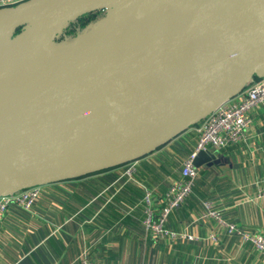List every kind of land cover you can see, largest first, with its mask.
<instances>
[{
	"label": "water",
	"instance_id": "95a60500",
	"mask_svg": "<svg viewBox=\"0 0 264 264\" xmlns=\"http://www.w3.org/2000/svg\"><path fill=\"white\" fill-rule=\"evenodd\" d=\"M197 1L28 0L0 8V37L31 27L30 41L50 46L35 58L0 54V195L140 159L264 77V0ZM157 4L175 21L198 12L192 32L181 39L185 22L176 21L168 46L125 50L119 59L113 52L125 44L117 38L53 41L57 49L42 36L58 18L66 24L54 35L87 12ZM158 31H148L152 43L165 37ZM215 159L200 150L193 164Z\"/></svg>",
	"mask_w": 264,
	"mask_h": 264
},
{
	"label": "crops",
	"instance_id": "0c3cea01",
	"mask_svg": "<svg viewBox=\"0 0 264 264\" xmlns=\"http://www.w3.org/2000/svg\"><path fill=\"white\" fill-rule=\"evenodd\" d=\"M250 117L238 143L212 149L216 159L198 167L191 194L167 220L169 228L201 240L154 239L144 225V188L154 191L160 210L172 181L182 177L183 162L195 150L198 136L192 126L135 161L40 185L32 212L10 206L0 222V264H82L83 259L91 264H264L251 242L230 233L216 218L202 216L210 206L227 223L264 234V103ZM191 131L192 153H184L182 165L173 169L168 159L160 164L161 155L171 156L172 147H182ZM131 165L132 176L126 172ZM210 234L217 239H209Z\"/></svg>",
	"mask_w": 264,
	"mask_h": 264
},
{
	"label": "built area",
	"instance_id": "2783aa9c",
	"mask_svg": "<svg viewBox=\"0 0 264 264\" xmlns=\"http://www.w3.org/2000/svg\"><path fill=\"white\" fill-rule=\"evenodd\" d=\"M28 0H0V8L16 6ZM264 103V79H254L235 97H232L206 117L194 125L193 129L198 136V141L193 153L183 162L182 177L172 181L166 197L165 205L158 210L154 191L145 186L144 202L146 204V216L144 225L154 239H170L172 241H199L202 238L187 231H178L167 226V220L173 209L179 207L191 194L195 179L198 176V167L193 164V159L200 150L220 151L228 146L238 143L251 123L250 111L257 105ZM134 165L127 168V173L132 176ZM261 194L264 195V178ZM41 196L40 185L20 189L11 193L0 195V222L10 206L16 205L23 210L32 212ZM203 217H214L222 225L227 226L228 231L237 234L244 242H251L254 248L264 257V234L253 233L232 223H227L221 213L207 207ZM209 239L216 240L215 234H210ZM82 264H91L83 259Z\"/></svg>",
	"mask_w": 264,
	"mask_h": 264
},
{
	"label": "rangeland",
	"instance_id": "374dc122",
	"mask_svg": "<svg viewBox=\"0 0 264 264\" xmlns=\"http://www.w3.org/2000/svg\"><path fill=\"white\" fill-rule=\"evenodd\" d=\"M163 8L159 7L157 4L150 6H142L137 9L133 8V10L132 8H130L124 11H120V13L124 12L123 14H120L119 12L117 13V12L101 11L100 17L97 20V22L95 21L94 22L95 24H92L88 30L86 31L84 30L85 32L79 31L72 38L71 37L64 38L62 42L71 41L72 39H73L72 41H74L76 38H78L76 42H84V41L94 42L97 41L98 39L112 40L115 37L118 39L119 42L121 41L124 44H131L127 42L130 40V42L133 43L132 45L138 48L140 47L142 48L143 46H141L142 45L141 43H144L149 38L147 35L149 33L148 32L149 30L155 31L156 29H159L158 32H162L166 37V36H170L176 30L175 28H172L174 22L179 21V23H184V22L186 23V20H184L182 14L177 15L179 20L175 21L173 20V18L170 17L171 16L170 13H172V10L164 6ZM118 15L119 16L124 15L123 16L124 18L121 16H120L121 18H118L119 17ZM64 24H66V22L61 23V26L59 28L63 27ZM30 28L31 27L28 28L21 27L19 30L16 29V31H14L13 33H9L6 36H1L0 54L4 52L12 51L16 42L19 41L21 38H23L24 35H26L29 32ZM179 32L180 31H177V35L182 33ZM58 33L59 32H57L56 35L53 34L51 38V44L55 48H57L55 43L60 35ZM125 39H127V41ZM137 40L139 41L140 44L138 43ZM19 65L23 66L24 64L22 62H19ZM10 67H11L10 68L11 71H13L15 68L13 64ZM152 152L148 153L147 155L153 154Z\"/></svg>",
	"mask_w": 264,
	"mask_h": 264
},
{
	"label": "bare ground",
	"instance_id": "6f19581e",
	"mask_svg": "<svg viewBox=\"0 0 264 264\" xmlns=\"http://www.w3.org/2000/svg\"><path fill=\"white\" fill-rule=\"evenodd\" d=\"M175 1V0H174ZM179 2H182L183 0H178ZM188 1H190V0H188ZM194 1H196V0H194ZM193 0H192V2H194ZM203 0H198L197 2H199V3H201ZM130 9V8H129ZM127 10V9H126ZM120 13V12H119ZM124 12H121L120 14H123ZM186 15V17L184 18V20H186V23L185 24H182L181 26H180V28H178V31H180V32H182L181 34H179V36H180V38L182 39H185L186 38V36H187V33H189V32H192L191 30H190V27H191V25L193 24V22H194V20H195V18L198 16V12H189V13H187V14H185ZM119 16V15H118ZM121 17H123L124 15H120ZM118 17V18H121V17ZM124 18V17H123ZM118 20V19H117ZM120 21V20H119ZM123 21V20H122ZM121 21V22H122ZM62 23V19H57L56 21H55V23H53V24H51L50 25V27L48 28V29H46L44 32H43V34H42V36H43V39L44 40H46L48 43L50 42V40H51V38H52V36H53V34H54V32H55V30L60 26V24ZM175 30V29H174ZM35 32H36V29H34V30H32L31 32H29L27 35H25L23 38H21L19 41H17L16 42V44L14 45V47H13V50L12 51H9V52H4V53H2V54H7V56H12V55H14V54H23V55H25V54H30V55H32L34 58H35V56H37L38 54H44L45 53V48H48V47H50V46H48V47H39V46H36V45H34L31 41H30V38L32 37V36H34L35 35ZM121 32V31H120ZM119 32V33H120ZM179 32V33H180ZM125 34V33H124ZM123 34V35H124ZM159 35V34H158ZM122 36V35H121ZM148 36H149V38H148V40H146L144 43H141L142 45L141 46H143L141 49H143V51H145L146 50V47H150V48H152V50H153V47H166V46H168V44L169 43H171L172 41H169V40H171L170 38H165V37H163V36H160V37H162L161 38V40H160V43L158 44V43H152L149 39H150V34L148 33ZM178 36V35H177ZM123 37V36H122ZM171 37V36H170ZM115 38V37H114ZM126 38V37H125ZM176 38H178V37H176ZM175 38V39H176ZM122 39V38H121ZM126 41H127V39H125ZM129 40V39H128ZM135 40V39H134ZM133 41V40H132ZM138 41V40H137ZM121 42V41H120ZM128 43H131V44H125V46H122V45H119V50L118 51H116V52H113V57L114 58H116V59H119L120 57H121V55H122V53L125 51V50H128L129 52H131L132 50H135L136 52H137V54L141 51V50H139L140 48H138V47H135L134 45H132L133 43L132 42H130V40L129 41H127ZM122 43V42H121ZM138 43H139V41H138ZM124 44V43H123ZM140 44V43H139ZM132 45V46H131ZM127 46H129V47H127ZM139 46V45H138ZM13 59V61L14 62H17V63H15V64H18V62H20V61H23V60H19L18 58H12ZM12 59L10 60V62L12 61Z\"/></svg>",
	"mask_w": 264,
	"mask_h": 264
},
{
	"label": "trees",
	"instance_id": "16d2710c",
	"mask_svg": "<svg viewBox=\"0 0 264 264\" xmlns=\"http://www.w3.org/2000/svg\"><path fill=\"white\" fill-rule=\"evenodd\" d=\"M100 14H101V11L87 12L85 14L80 15L76 19L71 20L66 25V27H64L63 30L61 31L59 37L57 38L56 43H62V40L64 38H66V37H71L72 38L73 36L76 35L77 32L87 30L88 28L91 27L92 24H94L95 21L97 22V20L100 17ZM20 28L21 27H19L18 30ZM260 79H262V78L259 77V76H255L254 77V80L255 81H258ZM192 126L194 127V125H192ZM192 126H190L189 128H191ZM194 137H195V133L194 132H192V131L191 132H188L187 133V137H185L182 140L183 141L182 147H179V146L174 145L172 147V149H173L174 152L171 153V156L165 157L166 159L161 155V157L158 159V161L160 162V164H162V162H163L162 160H166L167 161V159H168V166L169 167H171L173 169H176L179 166H181L182 165L181 164L182 163V158L184 156V153L191 152V143L189 142V140L193 139ZM164 146H162V147H160L158 149H161ZM148 167H149V165H148ZM111 169H113V168L101 170V171L92 173L90 175L99 174V173H102V172H105V171H108V170H111Z\"/></svg>",
	"mask_w": 264,
	"mask_h": 264
}]
</instances>
